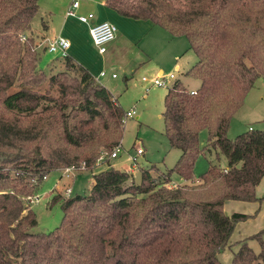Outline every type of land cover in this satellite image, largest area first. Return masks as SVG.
Returning a JSON list of instances; mask_svg holds the SVG:
<instances>
[{
	"label": "trees",
	"instance_id": "trees-1",
	"mask_svg": "<svg viewBox=\"0 0 264 264\" xmlns=\"http://www.w3.org/2000/svg\"><path fill=\"white\" fill-rule=\"evenodd\" d=\"M38 1L0 0V264H220L236 224L249 218L226 216L223 206L256 201L264 176V133L226 136L246 94L264 82V0L105 1L121 17L185 38L196 56L184 76L199 87L191 94L174 82L161 114L180 156L166 172L141 170L139 185L113 167L94 174L87 195L52 198L63 213L58 228L31 234L37 221L24 199L52 171L95 167L120 145L125 114L68 56L63 70L46 76L39 69L31 31ZM202 131L208 139L200 147ZM211 150L227 165H210L195 179L196 158ZM263 232L252 237L260 252L241 241L231 264H264Z\"/></svg>",
	"mask_w": 264,
	"mask_h": 264
},
{
	"label": "rangeland",
	"instance_id": "rangeland-1",
	"mask_svg": "<svg viewBox=\"0 0 264 264\" xmlns=\"http://www.w3.org/2000/svg\"><path fill=\"white\" fill-rule=\"evenodd\" d=\"M129 25L127 30L135 32V35L141 34V37L137 44L134 41L131 47L126 49L128 54L124 58L111 53L106 54V58H100L97 56L98 51L93 45L90 46V49L85 48L96 65L97 70L94 72L97 74L102 71L106 73V77L101 79V84L106 82V88L118 100L124 112L134 110V115L124 120L118 156L109 160L108 156L104 154L102 162L96 163L91 170L77 173L74 180L71 177L67 179L68 181H63L54 193L53 190L55 184H57L59 174L53 171L50 172L47 179L41 182L34 194L35 197L39 198V201L30 204L26 200L27 198L24 199L25 205L32 210L37 221L36 226L31 230V234L49 233L61 225L63 217L61 206L59 202H52V198L55 195L65 197L66 188L71 189L70 198L87 195L92 176L107 170L109 167L130 172L134 184L139 185L141 183V170L154 167L157 173L152 172V174L156 175L172 169L179 159L180 152L170 148L164 135L161 114L164 109V97L167 89L174 82L180 81L189 91L199 87L197 80L184 76L185 72L195 64L196 56L188 49V42L183 37L170 40L166 36L169 41L165 38L168 45L172 47L180 46L181 51L179 53L177 52L172 56L170 50L161 51L159 49L158 52L154 48V44L149 43V40L155 39L153 37L154 33H159L156 31L158 28H153L151 31L150 26H147L144 22H130ZM115 26L122 37L127 35V30L119 28L118 25ZM31 31L34 36H39L40 32L43 31L40 14L35 17ZM159 31L161 34L163 33L162 30ZM155 41H157V48H159V40L155 39ZM146 50H148V53H146ZM138 51L142 52L143 55H141V59L136 60L135 56ZM145 53L149 55V58L146 57L148 61L146 60V64L139 65L142 62L141 60L145 58L143 57ZM61 60L58 54H51L47 49L42 50L39 53L38 66L46 76H49L58 70L64 69ZM55 62H57L58 69L53 67ZM177 66L178 70L176 69ZM158 68L163 71L161 77H167L170 74L174 76V79L168 81L164 87H157L150 83L157 77ZM113 73L116 74L117 79H110V75ZM142 78H146L148 81L143 82ZM45 90H47L46 85L42 87L41 91ZM50 93L55 95V90H51ZM249 128L255 132L264 133V82L261 80L255 82L254 87L246 94L242 106L233 114L226 136L228 139H235L238 135L247 133ZM207 139V132L202 131L199 134L200 147L206 144ZM138 149L142 151L141 155H137L136 151ZM133 158H135V161L131 160ZM210 165L224 168L227 161L218 150L205 152L195 160V179H198ZM70 180H73L71 185H69ZM172 182L181 183L176 175L172 176ZM171 186H174V184L171 183ZM255 197L257 200L252 202L231 201L225 204L223 213L226 216L240 213L247 215L249 218L236 224L231 235L230 247L224 249L218 255L220 264H231L232 256L238 250L241 241H245L255 254L260 252L259 242L252 239V237L264 231V176L255 189ZM261 238L264 241V232L261 234Z\"/></svg>",
	"mask_w": 264,
	"mask_h": 264
},
{
	"label": "crops",
	"instance_id": "crops-1",
	"mask_svg": "<svg viewBox=\"0 0 264 264\" xmlns=\"http://www.w3.org/2000/svg\"><path fill=\"white\" fill-rule=\"evenodd\" d=\"M75 1H78L79 3L78 7L75 10L76 16L75 17L66 16V11L68 7ZM105 1L106 0H39L38 1L39 14L42 18V21L45 22L47 25L46 29L41 31L39 36H35L36 39L38 40L39 53L42 50H46V45L49 40L54 39L59 36L63 37L67 39L70 43L67 56L74 63L85 68L92 75V77L95 78L97 74L94 72L97 70L96 65L91 60L89 53L85 50V48L90 49V46L93 45L91 38H90V34H89L90 25L79 22L77 18L78 16H84L90 13L94 15V19L92 23L109 22L113 24L114 26L118 25L119 28H124L125 30H127V27L130 26L129 25L130 22H133V23L134 22H144V24H147V26H150L151 31L153 30V28H158L156 29V31L159 33H154L153 37L159 40V45H160L159 48H157V41H155V39L152 41L149 40L150 44H154V48L156 49V51L159 52V49H161V51L170 50L172 56L176 54L177 52L179 53V51H181L180 46L172 47L165 42V38L167 41H169V39L175 40L176 38H171L169 34L162 28L152 24L149 21L133 20V19L121 17L118 14H116L114 11L106 7ZM44 19H47V20H44ZM159 30H162L163 33L161 34ZM128 31L129 30H127V35L122 37L121 34L118 33V30L116 28L115 38L106 44L105 52L103 54L98 53L97 56L100 58H103V57L106 58V54L111 53V54H118L119 56L124 58L126 54H128V51L126 49L130 48L132 42L134 41H136L134 43L137 44V41L140 40V37H141V34L135 35L136 34L135 32H130V31L128 32ZM156 31H153V32H156ZM166 36H168L169 39ZM147 51L148 50H146V53H148ZM146 53H145V56H143L145 58L141 60L142 62H140L139 65L147 63L146 57L149 58V55ZM141 55H143V53L138 51L136 53L135 59L136 60L141 59L140 58ZM53 65H54L53 66L54 69H58L57 62L53 63ZM176 69L178 70V66L176 67ZM156 75L157 77L163 75V71L161 68H158ZM110 79H117V76L116 78H110ZM98 83L106 88V82L101 84V80H100L98 81ZM150 83L152 84L151 81ZM53 172H56L59 174L57 184H55V187H54L55 189L53 190V193H54V191L58 188V185H60L63 181H66L67 179L62 177L61 170H55ZM46 179H47V176L45 180ZM73 180H70L69 185L73 183Z\"/></svg>",
	"mask_w": 264,
	"mask_h": 264
},
{
	"label": "built area",
	"instance_id": "built-area-1",
	"mask_svg": "<svg viewBox=\"0 0 264 264\" xmlns=\"http://www.w3.org/2000/svg\"><path fill=\"white\" fill-rule=\"evenodd\" d=\"M78 1L73 2L67 9L66 11V16L68 17H75L76 13L75 10L78 7ZM79 22L84 23V24H89V34L90 38L92 41L93 46L97 49L98 53L103 54L105 52V46L107 43L112 41L115 38L116 35V27L109 23V22H101V23H92L94 19V15L92 13L84 16H78L77 17ZM91 23V24H90ZM70 47V43L67 39L63 37H56L54 39H51L47 42L46 49L49 53L51 54H58L61 58H64L67 56L68 49ZM106 76L105 72H100L97 77L94 78L95 82L98 83L101 79H103ZM111 78H116V74H111ZM174 76L170 74L167 77H161L158 76L155 78L152 82V85L157 86V87H164L167 85L168 81L173 80ZM143 82H147L148 80L146 78H142ZM191 94H194V91H190ZM134 115V110H129L125 112L124 118H123V123L124 120L127 118H131ZM249 131H251V128H249ZM120 151V145L116 146L113 148V150L108 154V153H102L100 157L97 159V162H102L103 161V155L106 154L108 156V159H115L118 156V153ZM137 155H141L142 151L138 149ZM108 154V155H107ZM132 161H135V158L131 159ZM85 170L84 164H81L79 167L75 166H70L65 169L61 170L62 177L65 179H70L73 177L75 178V175L79 172H82ZM46 177L43 179L45 180ZM71 195V189L68 187L65 189L64 196L65 197H70ZM26 200L29 201L30 204L39 201L38 197L32 196L28 197Z\"/></svg>",
	"mask_w": 264,
	"mask_h": 264
}]
</instances>
